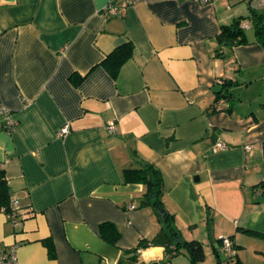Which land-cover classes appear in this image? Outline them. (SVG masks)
<instances>
[{
	"label": "crops",
	"instance_id": "obj_1",
	"mask_svg": "<svg viewBox=\"0 0 264 264\" xmlns=\"http://www.w3.org/2000/svg\"><path fill=\"white\" fill-rule=\"evenodd\" d=\"M110 1L123 0H0V166L20 215L0 211V250L17 264H116L159 227L138 206L143 184L122 173L149 161L181 237L203 245L199 264H264V45L251 24L247 42L213 54L221 25L251 21L248 4L130 0L118 16L103 12ZM128 41L133 53L113 77L102 60ZM225 79L232 101L214 110ZM218 139L226 146L214 151ZM103 221L121 231L115 244L99 236ZM163 257L150 246L139 260Z\"/></svg>",
	"mask_w": 264,
	"mask_h": 264
},
{
	"label": "trees",
	"instance_id": "obj_2",
	"mask_svg": "<svg viewBox=\"0 0 264 264\" xmlns=\"http://www.w3.org/2000/svg\"><path fill=\"white\" fill-rule=\"evenodd\" d=\"M249 7V6H248ZM250 9V8H249ZM251 24L254 27V33L257 40L264 45V12L251 11ZM244 18H235L230 23L220 26L216 35L218 43L213 54L220 56L224 46L247 42L245 29L240 27V22ZM133 53V45L130 41L125 42L110 53L102 60V64L108 72L114 77L121 64L127 60ZM83 77L79 74H72L71 80L77 84ZM220 87L215 91L214 110L223 109L222 102L232 101L233 95L229 91L230 80L219 81ZM125 181H137L143 184V192L137 197L138 206L150 207L159 223L157 231L151 237H141L135 246L124 248L116 264H175L172 260L179 253H183L189 260V264H199L205 258L203 245L196 239L185 240L181 237L180 230L177 228L174 215L166 211V216L159 213V207H163V195L166 191L163 174L160 168L149 161L139 162L135 167H129L122 170ZM264 187V183L261 184ZM12 190L8 179L5 176L4 169L0 166V211L5 214H11V219H20L18 208L13 210L10 203ZM165 209V208H164ZM26 216V215H25ZM98 234L105 241L115 244L121 235L119 228L111 221H103L98 225ZM49 248L50 255L53 248L50 241H45ZM150 246L163 247L164 257L158 261L143 262L139 260L140 251ZM99 264H105L100 262Z\"/></svg>",
	"mask_w": 264,
	"mask_h": 264
},
{
	"label": "built area",
	"instance_id": "obj_3",
	"mask_svg": "<svg viewBox=\"0 0 264 264\" xmlns=\"http://www.w3.org/2000/svg\"><path fill=\"white\" fill-rule=\"evenodd\" d=\"M203 2L206 0H202ZM246 1V3L248 4L249 8L251 11H262L264 12V0H244ZM130 0H123L121 2H116V1H110L108 2L104 7H103V12L108 14V15H118L121 16L124 12V10L126 9V7L129 5ZM262 24H264V20H262ZM240 27L242 29H248L251 27V21L249 19H243L240 22ZM4 116V120H5V125L7 126V129H11L14 124L15 121L11 118L9 112L6 109H2L1 110ZM107 129L109 131H112L114 128V121L110 120L107 122L106 124ZM68 131V125L65 124L63 125L58 133L59 134H63L66 133ZM225 143L218 139L215 141L214 146H213V150H218V149H224L225 148ZM247 148L249 149V147L247 146ZM11 207L13 210L18 208V201L16 199H12L11 203H10ZM134 205L131 204L129 205V208H133ZM8 217L11 216V214H7ZM14 217V216H11ZM221 243H222V248L224 250V252L226 253V255L228 257L232 256L235 254V247L233 246L230 238L226 237V236H222L221 237ZM0 264H17L16 261V257L14 254V250L10 249L9 251H5V250H0Z\"/></svg>",
	"mask_w": 264,
	"mask_h": 264
},
{
	"label": "rangeland",
	"instance_id": "obj_4",
	"mask_svg": "<svg viewBox=\"0 0 264 264\" xmlns=\"http://www.w3.org/2000/svg\"><path fill=\"white\" fill-rule=\"evenodd\" d=\"M245 95L252 99L253 104H256V102H257V100H256L257 99V93L252 88L248 89L245 92ZM220 258L222 260L225 259V253L223 251H221V253H220ZM178 260L181 261V262H183V263H186L187 262L185 259H181V258H179ZM178 260L176 259L173 262L174 263H177V264H183V263L179 262Z\"/></svg>",
	"mask_w": 264,
	"mask_h": 264
},
{
	"label": "water",
	"instance_id": "obj_5",
	"mask_svg": "<svg viewBox=\"0 0 264 264\" xmlns=\"http://www.w3.org/2000/svg\"><path fill=\"white\" fill-rule=\"evenodd\" d=\"M159 213L164 217L166 216V210L163 207H159Z\"/></svg>",
	"mask_w": 264,
	"mask_h": 264
}]
</instances>
